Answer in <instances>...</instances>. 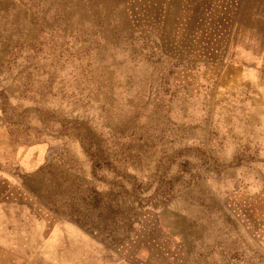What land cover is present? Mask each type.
Listing matches in <instances>:
<instances>
[{"label": "rangeland", "instance_id": "obj_1", "mask_svg": "<svg viewBox=\"0 0 264 264\" xmlns=\"http://www.w3.org/2000/svg\"><path fill=\"white\" fill-rule=\"evenodd\" d=\"M47 242L264 264V0H0V264Z\"/></svg>", "mask_w": 264, "mask_h": 264}, {"label": "crops", "instance_id": "obj_2", "mask_svg": "<svg viewBox=\"0 0 264 264\" xmlns=\"http://www.w3.org/2000/svg\"><path fill=\"white\" fill-rule=\"evenodd\" d=\"M18 238V237H16ZM46 247L47 248V253L45 254L46 256L49 255L51 256L53 259H51L52 261H49L48 258L45 259V261L48 264H65V258H64V254H63V249L61 245H55V247L52 246L51 242H47L46 243ZM15 253H17V256H20L21 254L19 253V251L17 250ZM19 259H17L16 262H18ZM28 261V260H27Z\"/></svg>", "mask_w": 264, "mask_h": 264}]
</instances>
